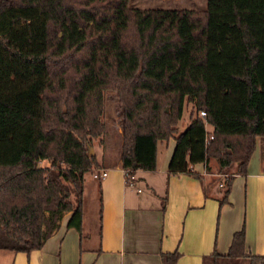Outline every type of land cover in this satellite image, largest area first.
Listing matches in <instances>:
<instances>
[{"label":"trees","instance_id":"1","mask_svg":"<svg viewBox=\"0 0 264 264\" xmlns=\"http://www.w3.org/2000/svg\"><path fill=\"white\" fill-rule=\"evenodd\" d=\"M103 90L118 105L126 182L155 169L173 137L167 172L200 178L192 165L214 161L223 203L264 140V0H0V249H38L65 213L80 233L82 174L99 167L86 148L106 130ZM244 245L242 226L223 256L264 264ZM178 256L162 252V264Z\"/></svg>","mask_w":264,"mask_h":264},{"label":"crops","instance_id":"2","mask_svg":"<svg viewBox=\"0 0 264 264\" xmlns=\"http://www.w3.org/2000/svg\"><path fill=\"white\" fill-rule=\"evenodd\" d=\"M205 129L211 131L212 126L205 124ZM120 143L121 128L116 120L92 140L97 171L107 173L101 180L90 176L97 192V230H86L83 219L80 233L66 228L65 213L38 249H0V264H162V252H177L176 264H247L244 258L223 256L233 233L242 226L245 253L264 255L261 137H256L246 172L233 177L223 203L219 175L211 161L209 171L204 162L192 165L200 178L167 172L175 145L173 137L158 145L156 168L135 169L130 182L125 181L119 163Z\"/></svg>","mask_w":264,"mask_h":264},{"label":"rangeland","instance_id":"3","mask_svg":"<svg viewBox=\"0 0 264 264\" xmlns=\"http://www.w3.org/2000/svg\"><path fill=\"white\" fill-rule=\"evenodd\" d=\"M131 6L138 8H187V9H202L206 5V0H197L196 4H188L181 3L178 1H170V0H129ZM180 2V3H179ZM185 4V5H184ZM103 97L105 100V111L103 115V121L105 123V127L108 129L114 120L118 122V108L117 101L114 96V92L111 90H103ZM188 105H186L181 119L177 123L178 130H182L187 122L188 117ZM95 139V138H93ZM92 139V140H93ZM92 140H91V148H92ZM93 150V148H92ZM212 167L216 170V165L214 161H211ZM43 164V163H41ZM214 170V171H215ZM217 171V170H216ZM215 171V172H216ZM83 180V193H84V211L82 216V225L87 229H92V231L97 230V192L95 190L94 182L90 177L89 172H84L82 174ZM96 227V229H95Z\"/></svg>","mask_w":264,"mask_h":264},{"label":"built area","instance_id":"4","mask_svg":"<svg viewBox=\"0 0 264 264\" xmlns=\"http://www.w3.org/2000/svg\"><path fill=\"white\" fill-rule=\"evenodd\" d=\"M199 115L202 116V117H204L205 116V112L204 111H200L199 112ZM106 174L107 173L105 171H101V172H99V171H92V172H90V176L93 179H95V180H101L102 178H104L106 176ZM132 177L133 176L131 174L130 175V178H129V180L127 182H130V180L132 179ZM225 177H226V175L224 176V175L221 174L222 180L225 179ZM219 184L222 185V183H219Z\"/></svg>","mask_w":264,"mask_h":264},{"label":"water","instance_id":"5","mask_svg":"<svg viewBox=\"0 0 264 264\" xmlns=\"http://www.w3.org/2000/svg\"><path fill=\"white\" fill-rule=\"evenodd\" d=\"M86 149H87V155L93 154V150H92L91 146H87Z\"/></svg>","mask_w":264,"mask_h":264}]
</instances>
